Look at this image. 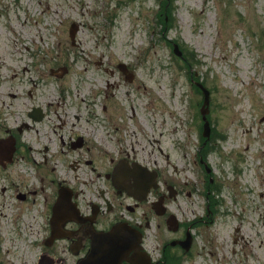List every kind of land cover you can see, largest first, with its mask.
I'll use <instances>...</instances> for the list:
<instances>
[{"label": "flooded vegetation", "instance_id": "af4514ba", "mask_svg": "<svg viewBox=\"0 0 264 264\" xmlns=\"http://www.w3.org/2000/svg\"><path fill=\"white\" fill-rule=\"evenodd\" d=\"M10 43L9 59L17 64L20 49ZM5 64L0 264H264V230L256 228L259 219L264 224V206L259 211L244 198L248 189L238 190L230 211L202 153L198 163L209 182L197 185L168 175L172 163L161 147L165 167L140 160L139 85L126 87L136 78L127 64L103 68L100 60L102 73L85 67L74 78L53 61L45 72L23 67L19 77ZM172 148L185 166L187 151ZM196 191L201 198L193 201ZM256 197L264 198V188ZM230 219L226 250L229 239L220 230Z\"/></svg>", "mask_w": 264, "mask_h": 264}, {"label": "rangeland", "instance_id": "374dc122", "mask_svg": "<svg viewBox=\"0 0 264 264\" xmlns=\"http://www.w3.org/2000/svg\"><path fill=\"white\" fill-rule=\"evenodd\" d=\"M3 5L8 9L0 16V63L15 69L17 77L23 67L45 72L52 61L68 66L71 78L85 67L102 73L100 60L103 68L127 64L136 78L126 87L139 85L134 103L140 105V160L165 167L161 147L172 163L168 175L197 185L209 182L198 163L202 153L224 208L233 211L238 190L248 189L244 198L262 210L264 198L256 192L264 188V0H1L2 12ZM72 23L79 27L75 47ZM15 41L17 64L7 46ZM189 51L194 60L186 64ZM0 73L6 72L0 68ZM194 81L210 93L211 138L203 149V96ZM122 123L132 121L125 117ZM153 139L159 144H151ZM173 144L187 151L185 166L178 164ZM200 198L196 191L191 200ZM231 221L220 230L226 238L232 235ZM256 228L264 230L260 219Z\"/></svg>", "mask_w": 264, "mask_h": 264}, {"label": "water", "instance_id": "95a60500", "mask_svg": "<svg viewBox=\"0 0 264 264\" xmlns=\"http://www.w3.org/2000/svg\"><path fill=\"white\" fill-rule=\"evenodd\" d=\"M78 29H79V27L77 24L72 23L70 25L69 36H70V39L72 41H74ZM174 53L179 57L182 56V53L178 49L177 45H174ZM121 70L123 71V68ZM194 84L200 89V91L202 92V96H203V102H202V105L200 108L201 118L203 121V133H202V135L205 138H209V136H210V125H209V122L207 120V114L209 112L210 93L200 82H194Z\"/></svg>", "mask_w": 264, "mask_h": 264}, {"label": "trees", "instance_id": "16d2710c", "mask_svg": "<svg viewBox=\"0 0 264 264\" xmlns=\"http://www.w3.org/2000/svg\"><path fill=\"white\" fill-rule=\"evenodd\" d=\"M167 15H168V13H167ZM163 25H164V19H163ZM183 52H184V50H183ZM189 53H190V55L187 56L186 58H184L185 59L184 61L186 62V64L187 63L191 64L192 60H194L193 54L191 53V51H189Z\"/></svg>", "mask_w": 264, "mask_h": 264}]
</instances>
